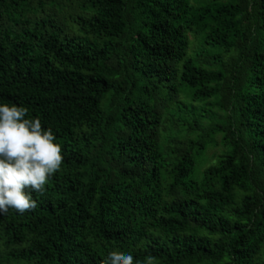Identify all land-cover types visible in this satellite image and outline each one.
<instances>
[{"label": "trees", "instance_id": "trees-1", "mask_svg": "<svg viewBox=\"0 0 264 264\" xmlns=\"http://www.w3.org/2000/svg\"><path fill=\"white\" fill-rule=\"evenodd\" d=\"M0 103L64 155L0 264H264V0H0Z\"/></svg>", "mask_w": 264, "mask_h": 264}, {"label": "clouds", "instance_id": "clouds-1", "mask_svg": "<svg viewBox=\"0 0 264 264\" xmlns=\"http://www.w3.org/2000/svg\"><path fill=\"white\" fill-rule=\"evenodd\" d=\"M64 155L50 127L27 107L0 103V215L10 210L23 215L37 207L33 193L43 194L60 171ZM148 256L144 264H152ZM102 264H140L130 253L113 250Z\"/></svg>", "mask_w": 264, "mask_h": 264}, {"label": "rangeland", "instance_id": "rangeland-1", "mask_svg": "<svg viewBox=\"0 0 264 264\" xmlns=\"http://www.w3.org/2000/svg\"><path fill=\"white\" fill-rule=\"evenodd\" d=\"M213 151H216V150H210V153H212Z\"/></svg>", "mask_w": 264, "mask_h": 264}]
</instances>
